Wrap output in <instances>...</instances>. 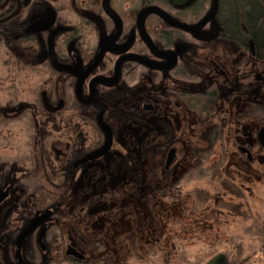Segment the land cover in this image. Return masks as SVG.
<instances>
[{
	"label": "flooded vegetation",
	"instance_id": "1",
	"mask_svg": "<svg viewBox=\"0 0 264 264\" xmlns=\"http://www.w3.org/2000/svg\"><path fill=\"white\" fill-rule=\"evenodd\" d=\"M263 13L0 0V264H264Z\"/></svg>",
	"mask_w": 264,
	"mask_h": 264
},
{
	"label": "water",
	"instance_id": "2",
	"mask_svg": "<svg viewBox=\"0 0 264 264\" xmlns=\"http://www.w3.org/2000/svg\"><path fill=\"white\" fill-rule=\"evenodd\" d=\"M214 263H215V260L210 258L206 263L204 262L203 264H214Z\"/></svg>",
	"mask_w": 264,
	"mask_h": 264
},
{
	"label": "trees",
	"instance_id": "3",
	"mask_svg": "<svg viewBox=\"0 0 264 264\" xmlns=\"http://www.w3.org/2000/svg\"><path fill=\"white\" fill-rule=\"evenodd\" d=\"M244 5H245V4L242 2L240 6L243 7ZM246 6H247V5H246ZM263 14H264V13H263ZM262 21L264 22V17H263ZM263 31H264V29H263Z\"/></svg>",
	"mask_w": 264,
	"mask_h": 264
}]
</instances>
